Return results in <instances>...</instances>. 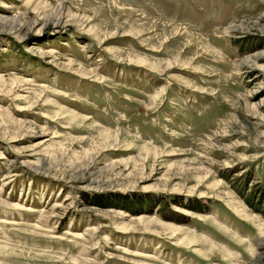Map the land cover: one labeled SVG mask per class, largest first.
<instances>
[{
    "label": "rangeland",
    "instance_id": "1",
    "mask_svg": "<svg viewBox=\"0 0 264 264\" xmlns=\"http://www.w3.org/2000/svg\"><path fill=\"white\" fill-rule=\"evenodd\" d=\"M0 264H264V0H0Z\"/></svg>",
    "mask_w": 264,
    "mask_h": 264
},
{
    "label": "trees",
    "instance_id": "2",
    "mask_svg": "<svg viewBox=\"0 0 264 264\" xmlns=\"http://www.w3.org/2000/svg\"><path fill=\"white\" fill-rule=\"evenodd\" d=\"M120 199H122V198H120ZM259 201H260V200H259ZM258 203H259V202L257 201L256 203H250V202H249L248 204H249L253 209H257L258 206H259Z\"/></svg>",
    "mask_w": 264,
    "mask_h": 264
}]
</instances>
